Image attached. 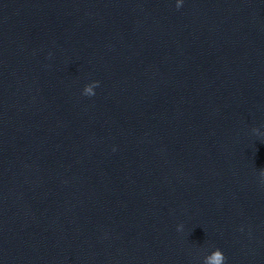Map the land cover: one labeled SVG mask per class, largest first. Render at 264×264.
I'll return each instance as SVG.
<instances>
[{
	"label": "clouds",
	"instance_id": "1",
	"mask_svg": "<svg viewBox=\"0 0 264 264\" xmlns=\"http://www.w3.org/2000/svg\"><path fill=\"white\" fill-rule=\"evenodd\" d=\"M182 5V0H177L176 7L179 9ZM99 86V81H93L87 84L83 89V95L93 96L95 95L94 89ZM254 132L258 133V129H253ZM260 176L264 179V169H261ZM183 226H178V231L182 230ZM226 257L222 250L219 248L213 250L209 255L204 258V264H225Z\"/></svg>",
	"mask_w": 264,
	"mask_h": 264
}]
</instances>
